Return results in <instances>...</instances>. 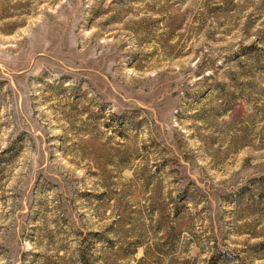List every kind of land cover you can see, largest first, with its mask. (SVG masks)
Here are the masks:
<instances>
[{
  "label": "rangeland",
  "instance_id": "rangeland-1",
  "mask_svg": "<svg viewBox=\"0 0 264 264\" xmlns=\"http://www.w3.org/2000/svg\"><path fill=\"white\" fill-rule=\"evenodd\" d=\"M0 264H264V0H0Z\"/></svg>",
  "mask_w": 264,
  "mask_h": 264
}]
</instances>
